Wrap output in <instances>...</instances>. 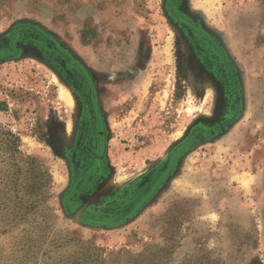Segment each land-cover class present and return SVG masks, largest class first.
Instances as JSON below:
<instances>
[{"label":"rangeland","instance_id":"1","mask_svg":"<svg viewBox=\"0 0 264 264\" xmlns=\"http://www.w3.org/2000/svg\"><path fill=\"white\" fill-rule=\"evenodd\" d=\"M214 260L264 264V0H0V264Z\"/></svg>","mask_w":264,"mask_h":264},{"label":"flooded vegetation","instance_id":"2","mask_svg":"<svg viewBox=\"0 0 264 264\" xmlns=\"http://www.w3.org/2000/svg\"><path fill=\"white\" fill-rule=\"evenodd\" d=\"M79 68L81 69V71L83 72V74L85 75V78L87 80V83L90 87V99H91V104H92V107L94 109V112H95V117H96V126H97V132H98V142H97V148H98V154H99V159L102 161V158H103V152H104V148H105V132H104V127H103V122H102V116H101V113H100V110H99V105H98V97H97V94L95 92V88H94V85H93V82L91 80V77L89 76V73L87 72V70L82 67L81 65H79ZM192 143V138L187 140L185 143H183L182 145L180 146H183L184 145V149L181 150L180 152H177L178 148L180 147H177V149L175 150V152L173 153V155L171 156V158L174 156V155H177L175 157V159L185 150L187 149ZM171 158H170V161H171ZM170 161H169V164H170ZM175 162V160H174ZM174 164V163H173ZM170 166L168 165L167 169L162 173L163 175L166 174L169 170H171V168H169ZM165 176V175H164ZM163 176V177H164ZM162 177V175H161ZM160 177V178H161ZM160 178L157 180V182L160 180ZM163 179V178H162ZM156 182V183H157ZM155 183V184H156ZM155 186V185H153Z\"/></svg>","mask_w":264,"mask_h":264},{"label":"water","instance_id":"3","mask_svg":"<svg viewBox=\"0 0 264 264\" xmlns=\"http://www.w3.org/2000/svg\"><path fill=\"white\" fill-rule=\"evenodd\" d=\"M184 149V145L183 146H180L179 148H178V150H177V152H180L181 150H183ZM177 155H174L172 158H171V161H170V164H169V168H171L172 167V165H173V163H174V160H175V157H176ZM165 175V174H164ZM164 175H162V177L160 178V180H162V178H163V176ZM159 180V181H160ZM158 181V182H159Z\"/></svg>","mask_w":264,"mask_h":264},{"label":"trees","instance_id":"4","mask_svg":"<svg viewBox=\"0 0 264 264\" xmlns=\"http://www.w3.org/2000/svg\"><path fill=\"white\" fill-rule=\"evenodd\" d=\"M210 264H223V263H221V262L218 261V260H214V261H211Z\"/></svg>","mask_w":264,"mask_h":264}]
</instances>
